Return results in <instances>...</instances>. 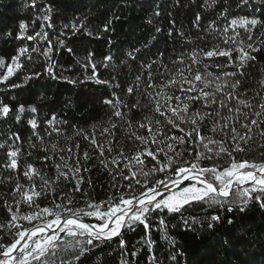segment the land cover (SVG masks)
Listing matches in <instances>:
<instances>
[{
    "label": "trees",
    "instance_id": "16d2710c",
    "mask_svg": "<svg viewBox=\"0 0 264 264\" xmlns=\"http://www.w3.org/2000/svg\"><path fill=\"white\" fill-rule=\"evenodd\" d=\"M203 5L204 0H37L35 5L32 4V0H0V57L10 62L17 50L25 45L29 49L39 47L41 52L51 46L53 48L50 53L51 61L56 65L53 68L56 78H53L45 72L47 63L45 57L40 53H31L30 61L27 57L21 58L24 62L23 70L10 78L7 83L0 85V101L11 109L9 116H0V144L20 148L18 167L15 171L2 167L8 159V147L0 148V223H5L10 218L4 202L11 204L14 199H19L18 196H13L17 177L22 185H29L28 179L23 175L25 165L32 164L41 175L51 180L56 175L54 164L62 163L57 152L64 155L69 165H75L76 158L79 157L83 167L89 169L87 172L80 173L85 182L82 185V192L74 194L75 203L72 207H83L86 198L98 202L107 200L110 194H116L112 185L115 182L119 186L120 179L117 175L116 180H113L117 166L110 161L121 147L126 155L132 156L138 144L128 139L127 123L113 116L115 109L106 104L105 100L112 99L115 102L118 97L120 101L127 104L128 107L121 106L120 110L128 114L127 119L132 121L133 130L144 135L145 130L137 129L136 125L143 117L152 115V104L145 94L148 69H142V64L154 60L160 61L151 68L155 74L154 82L159 84L166 78L159 75L165 71L163 65H166L171 72H175L180 65H174L172 61L176 60L181 53L191 52L193 48H203L206 51L220 42L204 29L210 21L214 20L218 26H223L225 20L217 19V17L225 9L229 19L253 15L264 19V4L257 3L256 0H251L247 5L241 0H216V4L211 8L203 7ZM48 8L52 10L50 21L44 22V28L41 29L40 17ZM157 10L161 14L153 15ZM198 12L202 16L199 29L193 26V20ZM149 19L152 20L151 24L148 23ZM110 20L112 23L109 29L104 31V26ZM21 21L27 25L26 35L43 31L48 34L47 38L17 39ZM81 21H83L82 25ZM48 23L52 26L48 27ZM72 23L81 26L73 31ZM157 27L161 29L160 33H156ZM169 28L174 29L171 37L168 35ZM180 32H183V37L180 36ZM261 32H264V28L255 29L253 39L259 37ZM152 36H156V39L151 45L144 47ZM188 37H191L194 43H186ZM244 38L247 39L246 36ZM261 38L264 39V37ZM59 41H63V45ZM68 49L72 51L69 52ZM134 49L140 51L136 53V59L132 60L127 53ZM90 52L97 63L96 76L100 80H109L113 85H120L119 88H110L85 79V76L92 75L91 65L84 67L86 63L84 58ZM253 55L255 60L244 69L245 76L238 77L243 81L239 93L244 99L255 97L252 102L258 105L259 96H264V90L260 89L259 84L264 77V51L253 53ZM107 56H111L112 61L105 68L103 61ZM125 60L127 63H121ZM205 62L213 63L207 59ZM214 62L226 63V58L216 57ZM201 70L203 71L202 66ZM208 70L217 75L221 74L220 69L214 66ZM3 71L4 69H0V73ZM227 71H234V69L229 67ZM32 72H39L41 75L28 81L23 87H8L9 84L22 83L24 75ZM137 75H141L139 91L128 94L127 88L133 84ZM137 100L141 108L129 112V108L132 104H136ZM232 103L235 106L236 102ZM20 105H23L25 110L20 113V121L17 122L16 110ZM200 107L196 105L193 111ZM33 108L36 111L33 112ZM53 114L57 123L49 126L45 121L51 119ZM224 114L227 115L226 110ZM109 117H112V123L118 125L114 129V138L103 131L110 126ZM32 118L38 121L36 131L43 137V144L33 135V129L27 123ZM52 127L60 129V133L52 132ZM211 127V120H206L201 126L202 135L213 136ZM77 130H83V133L75 135ZM173 133L178 134V130H173ZM13 134L18 135L19 139L16 140ZM84 134H87L89 139H85ZM93 135L97 140L96 145L91 144ZM214 138L221 139V136L216 135ZM30 141L35 147L30 146ZM53 143L57 145V152L51 151ZM77 144H79L78 148ZM45 146L49 149L47 152ZM101 146L105 150L104 157L100 156ZM109 146L114 149L112 153L107 152ZM68 148L72 149L71 154L68 153ZM85 152L90 157L87 163L83 160ZM46 155H51L53 159L43 160L42 158ZM105 157L111 172L104 169L100 163V160ZM184 159H194V157H190L188 151H185ZM236 159H248L257 163L264 161V142L257 135L250 142L249 150L237 154ZM213 162L223 168L229 165L230 158L214 157L213 161L205 160L202 164L207 167ZM151 166V164L147 165L149 168ZM119 167L123 168V163ZM124 174L127 175L126 170ZM162 178L163 174H157L151 182L155 183ZM88 180H91V185L87 182ZM35 183L39 190L41 185L39 178H36ZM73 184L74 182L65 183L61 180L55 185L57 203L61 202V193H67ZM141 190L143 189L138 187V191ZM85 192L87 197L84 195ZM52 199L50 195L47 199L42 197L37 202L41 207H51ZM21 211L27 213L30 209L27 205H22ZM213 215H220L222 220L209 229L207 220ZM160 216V213H156L151 218L150 236L154 241L152 249H149L141 239L146 235L142 224L133 225L132 229L122 230V238L126 242L123 258L129 264H153V261L149 259L150 256L155 257V264H264V209L255 202H251L243 212L239 208L228 212L218 206L209 208L205 203H194L186 206L179 213L169 214L165 211L164 225H159ZM193 219L201 223L196 224L192 231L185 230L184 220L192 221ZM229 220L232 221L231 224ZM85 221L97 222L95 218L88 217ZM25 226H28L26 222ZM165 232L175 239L174 246H170L167 240L162 239ZM0 242L10 243L11 238L5 237ZM119 244L120 238H113L111 241L100 244L81 257L78 264H121L122 252ZM134 252L135 256H133ZM174 253L176 256L172 259Z\"/></svg>",
    "mask_w": 264,
    "mask_h": 264
},
{
    "label": "snow or ice",
    "instance_id": "6c2138e0",
    "mask_svg": "<svg viewBox=\"0 0 264 264\" xmlns=\"http://www.w3.org/2000/svg\"><path fill=\"white\" fill-rule=\"evenodd\" d=\"M241 2L247 5L251 0H241ZM256 2L264 4V0H256ZM36 3L37 0H32L33 5ZM214 4L216 0H204L203 7L211 8ZM51 11V8H48L46 13L40 17L41 29L44 28V22L50 21ZM160 14L158 10L153 13L155 16ZM221 18L225 20L223 26H218L214 20L210 21L204 29L206 33L212 34L220 42L215 43L206 51L203 48H193L191 52L181 53L176 60L172 61L174 65H180L175 72H171L166 65H163L165 71L159 75L166 78L159 84L154 82L155 74L151 68L160 61H149L141 65L142 69H148L145 94L152 104V115L143 117L136 125L137 129L145 130L144 135L133 130L132 121L127 119L128 114L120 110L121 106L128 107L127 104L120 101L118 97L115 102L112 99L105 100L106 104L115 109L113 116L127 123L128 139L138 144L132 156L126 155L121 147L110 161L111 164L117 166L113 180H116L117 175L120 179L119 186L115 182L112 185L115 195L110 194L107 200L98 202L86 198L83 207H72L75 203L74 194L82 192V185L85 182L80 173L87 172L89 169L83 167L79 157L76 158L75 165H69L64 155L57 152L55 143L51 145V151L60 155L62 163L54 164L56 175L53 179L49 180L45 175H41L32 164L25 165L23 175L28 179L29 185H22L17 177L13 196H18L19 199H14L11 204L4 202L10 218L5 223H0V233H2L0 241L5 237H10L11 242H0V264H78L80 258L91 249L113 238H120L121 264H129L123 258L126 242L122 238V230L132 229L133 225L142 224L146 235L141 239L149 249H152L154 241L150 236L151 218L156 213L161 214L159 225H164L163 213L165 211L169 214L179 213L186 206L194 203H205L209 208L218 206L228 212L239 208L243 212L251 202H255L261 209H264V161L257 163L248 159H236L237 154L249 150L250 142L257 135L264 142V96H259L257 93L260 99L258 105L252 102L255 97L242 98L239 88L243 81L238 78L245 76L244 69L255 60L253 53L264 51V39L261 38L264 37V32H261L255 40L253 39L255 29L264 28V19L256 15L229 19L227 9L218 15L217 19ZM201 21L202 16L198 12L193 20V26L199 29ZM111 23L110 20L104 26V31L109 29ZM148 23L151 24L152 20L149 19ZM82 24L83 21H81ZM81 25L72 23L71 28L76 31ZM47 26L52 25L48 23ZM26 28L27 25L21 21L17 39L47 38L48 34L43 31L36 32L34 35H26ZM155 31L160 33L161 29L157 27ZM173 31V28H169V37L173 35ZM179 34L181 37L184 35L183 32ZM245 36L247 39L244 38ZM155 39L156 36H152L144 47L151 45ZM59 43L63 45V41ZM186 43L191 44L194 41L188 37ZM52 51L51 46L41 52L39 47L29 49L25 45L17 50L10 62L0 57V69H4L0 73V85L7 83L10 78L23 70L24 62L21 58L27 57L30 61L31 53L43 55L47 61L45 72L56 78L53 73L56 65L50 57ZM68 51L72 50L68 49ZM139 51V49H134L128 52L127 56L135 60L136 53ZM216 57L226 58V63H215L214 58ZM84 59L86 62L84 67L91 65L92 68V75L85 76V79L107 85L110 88L120 87L118 84H111L109 80H100L96 76L97 63L91 52ZM206 59L213 63H206ZM111 61V56L105 57L103 66L107 68ZM121 63H127V61ZM213 66L220 69V75L208 70ZM229 67L234 71H227ZM40 75L39 72L26 74L22 83L9 84L8 87H23L28 81ZM140 81L141 75H137L133 84L128 86L127 93L138 92ZM259 84L260 89L264 90V77L261 78ZM113 96H116L115 91ZM233 101L236 102L235 106H233ZM196 105L201 107L193 111ZM140 108L141 105L137 100L136 104L131 105L129 112ZM24 110L23 105L17 108V122L20 121V113ZM225 110L227 115L224 114ZM32 111L36 110L33 108ZM10 114V107L0 101V116L7 117ZM206 120L212 122L210 130L213 136L202 135L201 126ZM111 121L112 117H109L110 126L103 131L114 138V129L118 125ZM27 123L33 129V135L43 144V137L39 136L36 131L37 119L32 118ZM45 123L49 126L57 123L55 114ZM173 130H178V134H174ZM52 132L59 134L60 129L52 127ZM82 133L83 130H77L75 135ZM216 135L221 136V139H215ZM84 138L89 139L87 134H84ZM15 139L18 140L19 136L15 135ZM67 139L70 140L71 137ZM91 144H97L94 135L91 137ZM6 146L8 147V159L2 167L15 171L18 167L20 148L0 144V148ZM30 146L35 147L31 141ZM78 147L79 144H77ZM48 150L45 146V151ZM67 151L72 153L71 148ZM113 151V147L107 148L108 153ZM185 151H188L189 156L194 159L185 160ZM104 155L105 150L101 146L100 156L104 157ZM225 156L230 158L227 167L221 168L215 162L207 167L202 164L205 160L213 161L214 157L223 158ZM42 159L47 161L52 160L53 157L46 155ZM89 159L88 153L85 152L84 162L87 163ZM100 163L104 169L112 171L109 169L107 157L101 159ZM121 163H123V168L119 167ZM148 164L152 166L149 168ZM125 170L127 175L124 174ZM157 174H163V178L152 183V178ZM36 178L41 181L39 190L35 183ZM61 180L65 183L74 182V184L67 193H61V202L57 203L55 185ZM87 182L91 185V180ZM138 187L143 190L138 191ZM50 195L53 197L52 206L41 207L37 201L42 197L47 199ZM84 195L87 197L86 192ZM22 205H27L30 211L23 213ZM86 217L95 218L97 222H85ZM221 220L220 215L209 217L208 228H213L215 223ZM25 222L28 226H25ZM228 222L232 223L231 220ZM183 223L185 230L192 231L194 226L201 221L193 219L192 221L184 220ZM162 239L167 240L170 246L176 244L175 239L168 236L166 232ZM135 255L134 252L133 256ZM175 256L176 253L171 258L175 259ZM149 259L155 264L154 256H150Z\"/></svg>",
    "mask_w": 264,
    "mask_h": 264
},
{
    "label": "water",
    "instance_id": "95a60500",
    "mask_svg": "<svg viewBox=\"0 0 264 264\" xmlns=\"http://www.w3.org/2000/svg\"><path fill=\"white\" fill-rule=\"evenodd\" d=\"M85 222H87V221H85Z\"/></svg>",
    "mask_w": 264,
    "mask_h": 264
}]
</instances>
